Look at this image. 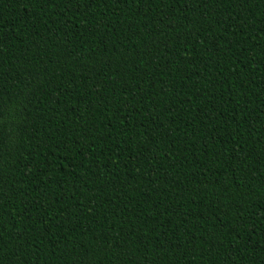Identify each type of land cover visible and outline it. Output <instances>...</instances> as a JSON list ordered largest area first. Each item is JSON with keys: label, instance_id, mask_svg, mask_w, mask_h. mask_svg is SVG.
<instances>
[{"label": "trees", "instance_id": "1", "mask_svg": "<svg viewBox=\"0 0 264 264\" xmlns=\"http://www.w3.org/2000/svg\"><path fill=\"white\" fill-rule=\"evenodd\" d=\"M0 264H264V0H0Z\"/></svg>", "mask_w": 264, "mask_h": 264}]
</instances>
